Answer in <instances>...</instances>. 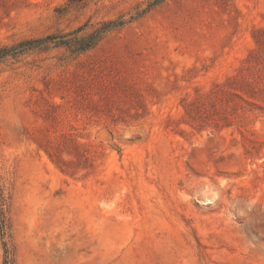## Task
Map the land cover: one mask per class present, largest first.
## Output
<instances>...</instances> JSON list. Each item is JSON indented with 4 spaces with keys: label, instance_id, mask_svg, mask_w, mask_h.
<instances>
[{
    "label": "rangeland",
    "instance_id": "rangeland-1",
    "mask_svg": "<svg viewBox=\"0 0 264 264\" xmlns=\"http://www.w3.org/2000/svg\"><path fill=\"white\" fill-rule=\"evenodd\" d=\"M0 264H264V0H0Z\"/></svg>",
    "mask_w": 264,
    "mask_h": 264
},
{
    "label": "trees",
    "instance_id": "trees-1",
    "mask_svg": "<svg viewBox=\"0 0 264 264\" xmlns=\"http://www.w3.org/2000/svg\"><path fill=\"white\" fill-rule=\"evenodd\" d=\"M41 43L36 42L35 45L32 42H28L26 44H22L20 46H14L10 49L6 47L0 49V64L7 60V57L10 56L11 58H15L18 53L25 51L27 49L39 46ZM6 200L3 194L2 189L0 188V230L4 232L8 225L6 219ZM3 264H14V262L6 256Z\"/></svg>",
    "mask_w": 264,
    "mask_h": 264
}]
</instances>
